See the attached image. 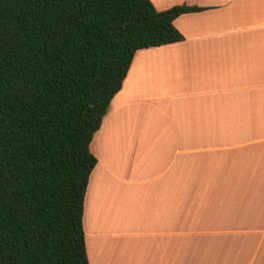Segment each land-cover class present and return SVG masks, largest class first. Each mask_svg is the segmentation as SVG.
<instances>
[{"label":"crops","instance_id":"1","mask_svg":"<svg viewBox=\"0 0 264 264\" xmlns=\"http://www.w3.org/2000/svg\"><path fill=\"white\" fill-rule=\"evenodd\" d=\"M177 43L134 54L89 145L88 264H264V0H149Z\"/></svg>","mask_w":264,"mask_h":264},{"label":"trees","instance_id":"2","mask_svg":"<svg viewBox=\"0 0 264 264\" xmlns=\"http://www.w3.org/2000/svg\"><path fill=\"white\" fill-rule=\"evenodd\" d=\"M199 8L0 0V264H88L89 145L136 51L177 43Z\"/></svg>","mask_w":264,"mask_h":264}]
</instances>
